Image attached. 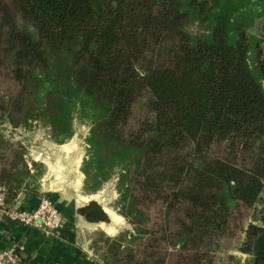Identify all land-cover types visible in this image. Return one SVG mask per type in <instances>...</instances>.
<instances>
[{
  "label": "trees",
  "instance_id": "1",
  "mask_svg": "<svg viewBox=\"0 0 264 264\" xmlns=\"http://www.w3.org/2000/svg\"><path fill=\"white\" fill-rule=\"evenodd\" d=\"M263 14L264 0H0V70L17 85L0 123L57 143L88 125L84 189L115 177L132 226L94 241L105 264H170L193 235L208 239L198 264H264ZM3 144L9 201L41 167ZM78 212L109 220L96 201Z\"/></svg>",
  "mask_w": 264,
  "mask_h": 264
},
{
  "label": "crops",
  "instance_id": "2",
  "mask_svg": "<svg viewBox=\"0 0 264 264\" xmlns=\"http://www.w3.org/2000/svg\"><path fill=\"white\" fill-rule=\"evenodd\" d=\"M35 132L27 134L25 156L31 172L35 170L32 162H36L41 173L35 175L28 189L22 188L18 197L9 202L33 209L47 195L62 212L63 224L58 233L47 235L33 226L0 220V249L12 243L20 244L19 264H105L94 252V241L116 236L129 228L115 207L117 196L107 195L109 182L93 193L84 189L81 164L86 156V135L74 134L57 143L49 132L44 130L41 140H37ZM91 201L103 207L108 221L90 222L78 212V208Z\"/></svg>",
  "mask_w": 264,
  "mask_h": 264
},
{
  "label": "rangeland",
  "instance_id": "3",
  "mask_svg": "<svg viewBox=\"0 0 264 264\" xmlns=\"http://www.w3.org/2000/svg\"><path fill=\"white\" fill-rule=\"evenodd\" d=\"M263 25H264V14L261 18H258L256 20V24L253 27V31L261 33ZM198 29L199 27L197 24H192L189 27V30H191L192 32H197ZM16 88H17L16 83L12 80L11 77L8 76L6 71L0 70V92L10 93ZM88 129L89 127L87 124H82V123L77 122L75 134L81 133V134L87 135ZM44 130L48 132V129H46L45 127H43L42 125L38 123H33V125L29 128H24L23 126L14 128L10 126L7 122L0 123V134L4 136V140H6V142L11 143V146L9 147L11 148L17 147L19 149L20 147H22L25 150L24 153H26V155H27V147H26L27 134H32V132L36 131L33 134L36 135L37 140H41ZM6 146L7 144L1 145L0 150ZM214 150L219 154H222L224 156H229V157H232L234 155L237 156L238 154L236 153V150H233L231 147H228L224 142L219 145H216ZM108 182H109V185H108L109 189H106V191H108L107 195L110 197L117 196L116 198H118V193L115 187L116 178L114 177ZM116 200L117 199H115L114 201L116 202ZM185 207L186 205L180 206V211L178 212L180 213L181 216L185 215ZM258 209L260 210V212L264 213V197H263L262 202L258 205ZM240 212H241V216L243 217L245 221L248 222V221L253 220L250 211L240 209ZM256 222L260 223V221H256ZM127 226L129 229H126V230L132 229L131 224L127 223ZM207 241H208L207 238L202 239L200 235H193L185 249L183 250L179 249V250L172 251V254L170 257V264H198V261H197L198 257L200 259L202 255L206 254V250L208 246ZM229 252L241 257L242 259L247 257L246 254H243L236 249H231Z\"/></svg>",
  "mask_w": 264,
  "mask_h": 264
},
{
  "label": "built area",
  "instance_id": "4",
  "mask_svg": "<svg viewBox=\"0 0 264 264\" xmlns=\"http://www.w3.org/2000/svg\"><path fill=\"white\" fill-rule=\"evenodd\" d=\"M8 219L41 229L45 234H56L63 224V214L56 204L43 195L36 208H24L8 201L7 188L0 184V220ZM18 243L0 249V264H19L21 261Z\"/></svg>",
  "mask_w": 264,
  "mask_h": 264
}]
</instances>
